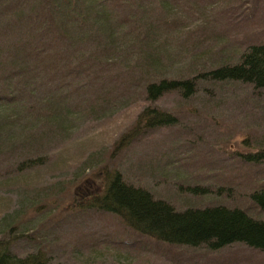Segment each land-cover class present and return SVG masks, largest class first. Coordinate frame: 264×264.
I'll return each mask as SVG.
<instances>
[{
  "label": "rangeland",
  "instance_id": "rangeland-1",
  "mask_svg": "<svg viewBox=\"0 0 264 264\" xmlns=\"http://www.w3.org/2000/svg\"><path fill=\"white\" fill-rule=\"evenodd\" d=\"M24 1L21 7L33 0ZM225 1L218 3L211 25L187 27L175 35V40H166L161 63L169 62L168 74L179 68L184 71L191 55L208 47L218 54L229 51V57L234 58V53L246 45L264 41V0ZM15 2L0 0V27L4 25L0 39L5 44L16 42L14 35L18 34L22 43L41 42L58 50V66L47 77L38 78L36 94L45 98L51 92L56 107L68 110V119L60 125L40 123L38 130L0 155V217L19 202H42L24 227L26 235L11 245L12 252L23 255L41 248L52 264H264V252L242 244L213 252L167 245L137 235L115 216L80 210L71 203L74 191H81L78 182L95 178L97 164L118 166L128 180L171 201H175L172 187L177 183L213 187L225 184L218 181L220 175L233 178L231 186L241 192L253 183L257 186L260 177L264 181V164L248 168V176L242 179L240 172L247 167L237 162V156L264 143V91L244 84H222L210 91H197L190 99L170 91L149 102L138 90L141 71L136 66L140 62H132L125 48L122 56L114 58L120 67L108 61L88 69L82 66L75 72L71 64L75 58L70 53L81 52L87 42L70 46L37 31H18L28 21L17 29L18 24L7 19L16 12ZM106 54L114 56V52ZM87 58L85 54L78 60ZM126 98L127 102L137 100L122 106ZM99 100L107 114L112 112L110 115L94 118L81 114L84 107ZM152 105L174 113L176 123L149 131L109 157L114 140L132 124L142 107ZM28 157H38V164L18 169V163Z\"/></svg>",
  "mask_w": 264,
  "mask_h": 264
},
{
  "label": "trees",
  "instance_id": "trees-1",
  "mask_svg": "<svg viewBox=\"0 0 264 264\" xmlns=\"http://www.w3.org/2000/svg\"><path fill=\"white\" fill-rule=\"evenodd\" d=\"M22 1L13 3L16 12L7 17L14 25L18 24L17 29L29 22L18 31H37L51 41L61 40L68 45L87 42L81 52L70 53L75 58L71 63L75 72L96 63L118 64L115 59L123 55L125 48L132 62H140L136 66L141 71L138 90L140 97L149 102L170 91L190 99L197 91H210L225 84H244L254 91H264V41L246 45L234 53V58L229 57V51L218 54L208 47L193 53L184 71L179 68L170 74L169 62L161 63L166 40H175V35L187 27L197 25L203 29L200 25H211L220 0H33L21 7ZM14 36L18 41L5 44L0 39V155L38 130L40 123L60 125L68 119V110L63 112L56 107L51 92L45 98L36 94L38 78L56 70L58 50L46 48L41 42L22 43L18 34ZM113 52L112 57L106 54ZM83 54L88 58L79 61ZM67 67H63L66 72ZM127 98L122 106L137 100L127 102ZM104 107L101 100L92 102L81 114L94 118L110 115L112 112L107 114ZM176 120L174 113L155 105L142 107L132 124L114 140L108 156L119 154L153 129L174 125ZM38 161V157L24 158L18 169L29 168ZM237 162L247 167V171L240 172V177L245 179L248 168L264 164V143L254 151L239 154ZM230 179L234 182L233 178L220 175L218 181L225 184L213 187L177 183L172 187L175 201H171L151 188L128 180L118 166L97 164L95 178L78 182L81 191H74L71 203L80 210L115 216L137 235L167 245L200 247L213 252L242 244L264 252L263 177L257 186L253 183L244 192L237 186L233 188ZM40 205V200H25L0 217V264H52L41 248L23 255L11 250V245L26 235V225Z\"/></svg>",
  "mask_w": 264,
  "mask_h": 264
}]
</instances>
